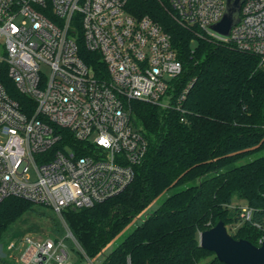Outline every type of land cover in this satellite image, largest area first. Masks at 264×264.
Returning a JSON list of instances; mask_svg holds the SVG:
<instances>
[{"label":"built area","instance_id":"1","mask_svg":"<svg viewBox=\"0 0 264 264\" xmlns=\"http://www.w3.org/2000/svg\"><path fill=\"white\" fill-rule=\"evenodd\" d=\"M160 1L199 37L264 62V0H244L229 35L212 29L227 0ZM130 6V0H0V203L15 197L52 208L80 250L62 212L125 191L147 153L127 102L185 113L181 104L192 86L172 104L182 62L163 27ZM80 33L87 49L101 54L106 75L80 56ZM6 81L28 101L14 98ZM252 214L242 208L246 220ZM26 242L25 264H69L63 239Z\"/></svg>","mask_w":264,"mask_h":264},{"label":"trees","instance_id":"2","mask_svg":"<svg viewBox=\"0 0 264 264\" xmlns=\"http://www.w3.org/2000/svg\"><path fill=\"white\" fill-rule=\"evenodd\" d=\"M131 12L149 16L171 37L182 62L174 81V107L141 101L127 102L132 124L148 142L133 183L122 193L90 208L65 209L62 214L81 247L92 260L138 215L164 193L180 186L159 208L148 214L101 264H225L200 246V234L223 221L236 226L231 235L259 245L264 231V62L253 54L199 37L177 22L171 7L160 0H130ZM79 54L98 75H106L101 54L87 49L82 33ZM11 95L24 98L10 81ZM172 105V106H173ZM184 119V121H183ZM253 209L242 216L234 198ZM34 203L11 197L0 203V239ZM255 224L259 225L258 228ZM60 239L64 229L58 228Z\"/></svg>","mask_w":264,"mask_h":264},{"label":"rangeland","instance_id":"3","mask_svg":"<svg viewBox=\"0 0 264 264\" xmlns=\"http://www.w3.org/2000/svg\"><path fill=\"white\" fill-rule=\"evenodd\" d=\"M163 101L167 103L168 97H164ZM256 154L250 158H246L236 163L237 166L248 163L255 158L263 155ZM188 186H180L164 193L155 200L145 211L138 215L114 240H112L103 250V252L95 259H88L80 253V248L68 237L64 242L69 253V264H101L104 258L117 248L142 222L148 214L153 213L161 204L172 194L185 189ZM239 204L241 209L248 207L243 200L234 198L233 205ZM58 228L64 229V225L60 216L54 210L43 204H34L31 210L25 212L0 239V264H25L22 256L28 248L27 238L33 241H45L47 239H59ZM229 233H234L236 226L228 225ZM65 231V229H64ZM66 232V231H65ZM264 236V231L261 233Z\"/></svg>","mask_w":264,"mask_h":264},{"label":"water","instance_id":"4","mask_svg":"<svg viewBox=\"0 0 264 264\" xmlns=\"http://www.w3.org/2000/svg\"><path fill=\"white\" fill-rule=\"evenodd\" d=\"M244 0H227V9L222 21L212 29L229 35L231 28L239 22ZM200 246L216 254L225 264H264V244L255 245L244 239H235L223 221L200 234Z\"/></svg>","mask_w":264,"mask_h":264}]
</instances>
